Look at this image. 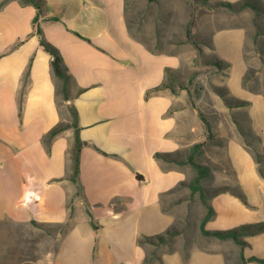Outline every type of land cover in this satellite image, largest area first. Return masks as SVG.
Segmentation results:
<instances>
[{"label": "crops", "instance_id": "crops-1", "mask_svg": "<svg viewBox=\"0 0 264 264\" xmlns=\"http://www.w3.org/2000/svg\"><path fill=\"white\" fill-rule=\"evenodd\" d=\"M35 13L34 6L20 0H7L0 7V219L28 224L70 220L49 264H142L145 249L137 244L138 237L162 233L173 224V214L162 210V197L188 175L185 166L162 169L154 153L192 144L189 135L179 132L176 111L168 113L174 97L167 89L143 102L145 91L165 79L159 56L130 34L126 0H45L39 19L43 35L58 48L75 81L73 89H83L71 100L79 138L86 143L79 152L78 182H73L68 179L73 129L59 132L49 153L42 143L60 114L50 55L32 25ZM214 30L210 34L214 53H220L216 41L221 34L233 33L246 64L245 26L232 21ZM230 66L226 75L230 93L231 80L239 84L240 79L245 92L242 70L238 68L233 78ZM255 94L264 110V96ZM247 110L252 130L262 134L259 145L264 151V123H254ZM229 137L227 156L247 204L228 192L210 199L215 216L207 223L224 228L264 221V179L241 136L236 132ZM245 239L249 244L244 256L264 258V232ZM160 257L161 264H227L219 246L192 248L187 258L180 249L163 250Z\"/></svg>", "mask_w": 264, "mask_h": 264}, {"label": "rangeland", "instance_id": "rangeland-1", "mask_svg": "<svg viewBox=\"0 0 264 264\" xmlns=\"http://www.w3.org/2000/svg\"><path fill=\"white\" fill-rule=\"evenodd\" d=\"M217 1L126 0V19L130 34L143 43L151 54L159 56L162 72L165 67L173 68L167 81L174 86L175 93L165 89L174 97L171 111H176L178 115L179 132L190 136L189 143L203 141L206 140V129L198 111L210 122L213 138L206 140L204 152L199 157V161L209 165L213 171V179L206 182L208 193L224 186L236 188L234 173L226 152L227 140L229 144L232 138L229 136L237 132L234 119L246 132L248 141L255 146H258L257 142L247 131L250 119L247 107L251 110L254 123L258 124L259 121L264 123V110L255 94L260 93L264 96V55L258 53L257 46L251 40L254 22L264 25V16L256 18L249 9L231 16L234 12L219 6ZM191 15L195 18V37L203 42H210V34L214 35V29L218 26L232 23V21L245 26L247 32L245 61L247 68L251 70L250 78L244 86L248 90L245 89L243 92L241 79L239 84L231 80L229 87L233 95L249 103L247 106L229 109L217 94L218 88L223 89L226 86L228 69L218 68L212 64L215 53L210 46L200 43L201 52H198L187 42L184 30ZM235 38L233 33L221 34V40L216 41L220 51L217 55L231 64L230 75L232 74L233 78L236 77L237 70L240 68L241 78L247 68L241 51L234 43ZM262 39L264 38L261 37V42ZM227 52L229 55L225 57ZM72 91H74L73 88ZM159 91L151 92L147 96L144 93L143 102ZM59 109L61 119L69 120L66 104L62 102ZM257 134L262 135L260 132ZM242 140L245 146L244 139ZM185 148H181L180 153L175 157H182V151ZM244 151L247 150L244 149ZM163 166L166 165L163 164ZM185 167L188 169V178L191 176V170L188 166ZM162 207L173 214L172 226L179 231V234L171 241L170 247L162 246L159 250L209 249L219 246L224 249L227 264H240L239 248L236 244L230 241L217 245L214 238L200 234L198 225L204 214V208L196 198L194 200L188 198L186 188L163 196ZM216 226L218 225L213 221L207 223V227L211 229L231 228ZM65 229L58 224L35 226L28 222L20 223L1 218L0 264H49L57 246V238ZM256 250L260 252L259 247H256Z\"/></svg>", "mask_w": 264, "mask_h": 264}, {"label": "trees", "instance_id": "trees-1", "mask_svg": "<svg viewBox=\"0 0 264 264\" xmlns=\"http://www.w3.org/2000/svg\"><path fill=\"white\" fill-rule=\"evenodd\" d=\"M7 0L0 1V7L6 2ZM22 4L32 5L36 9V13L32 18V25L34 28V33L39 37V43L42 48L50 55V69L52 78L54 80L55 86V100L56 106L58 108L59 114L60 109L59 105L63 102L66 104V109L69 113V120L63 121L60 116V121L54 125L51 129H49L43 136H42V143L46 149V152H50V144L52 139L62 130L67 128L73 129V142L70 148V173L68 175V179L73 182H78V174H79V152L83 145L86 143L79 138L78 135V115L74 104L71 100L78 96L83 89L76 88V90L72 91V88L75 86V81L72 75L68 72L67 67L65 66L62 56L56 46L50 43L43 35L42 29L39 24V19L41 18L44 7H45V0H20ZM217 4L225 9L237 13L243 11L245 9H249L253 12L254 17L258 18L260 16H264V3L262 0H237L236 2L218 0ZM51 19H55L54 17H50ZM56 20V19H55ZM195 18L193 15L190 16L189 21L185 26V37L188 43H190L198 52H201L199 47L200 43H204L211 47L210 42H203L195 37ZM127 26L129 29V25L127 22ZM261 37L264 38V25H261L257 22H254V31L251 35L252 42L257 46V51L259 54L264 55V39L261 42ZM247 38V32H246ZM246 41L244 43L243 51H245ZM212 48V47H211ZM244 59L245 53H244ZM212 64L218 68H226L228 69L230 64L222 59H220L216 54L214 55V60ZM29 67L30 63L28 64L27 69L25 70L23 77H22V87L19 93V104H18V114H20L21 110V100L24 93V88L27 83L28 75H29ZM173 71L171 67H165V79L164 81L146 91V96L149 95L151 92L159 91L162 89L167 88L171 93H175L174 86L167 81L169 73ZM251 70L249 68L246 69L243 77H242V84L245 86L247 81L250 78ZM217 94L220 96L224 105L229 108H237V107H244L247 106L249 103L245 100L239 99L233 96L228 87L225 86L223 89L218 88ZM171 112V108L168 113ZM199 117L203 122L205 129H206V140L212 139V129L210 122L206 119V117L198 111ZM234 124L236 127L237 132L242 136L244 139V143L246 149L250 152L256 166L259 175L264 179V151L259 145L260 137L256 135L250 125V119L248 122V132L251 134V138L254 139L258 146L252 145L250 141H248L246 137V132L244 129L239 125V123L234 119ZM206 140L197 141L192 143L190 146L186 147L182 151V157L176 158L175 156L180 153V150L175 152H155L154 158L156 161L160 163L162 169H169L173 166L182 167L188 166L191 170V176L181 180L178 184L166 191L163 196L169 195L174 193L177 190L182 188H186L188 190V198L190 200H194L195 198L201 203L204 208V214L202 215L199 221V232L201 235L214 238L215 240L221 241H231L238 246V260L240 264H246L247 262H257L259 264H264V258H259L254 255L251 256H244L243 249L244 247L248 246V242L245 239L246 236L258 234L264 232V221H257L254 223L242 224L236 228H229V229H217V230H210L206 228V223L211 220L215 216V211L210 203V199L218 193L221 192H228L236 197H238L244 204H247L245 195L236 184V188L232 189L230 187L224 186L219 190H215L212 193H208V189L206 187V182L211 181L213 179V171L209 167V165L204 164L199 161V157L204 152V146L206 144ZM165 164L166 166H163ZM162 210L166 211L163 207ZM90 223L94 229H97V226L90 220ZM32 225H39L44 223H37L34 220L30 221ZM60 225L61 227H65L66 229L62 231L65 232L68 227L70 226V220H66L61 223H55ZM60 233V234H62ZM179 234V231L175 229L172 225L163 231L162 233H158L152 236H140L137 239V244L142 246L145 249V256L143 258L142 264H154L155 262H159L161 264V253L162 251L159 250L162 246L170 247L171 241ZM146 246H150L151 248L148 249ZM56 250V249H55ZM174 250L173 248L168 249V251ZM190 249L182 250V254L185 258L189 255ZM227 261V260H226Z\"/></svg>", "mask_w": 264, "mask_h": 264}]
</instances>
